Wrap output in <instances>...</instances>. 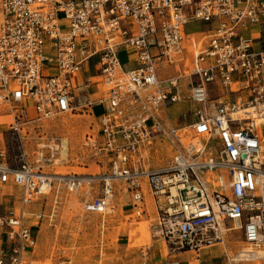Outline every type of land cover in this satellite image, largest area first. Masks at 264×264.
<instances>
[{
    "label": "built area",
    "instance_id": "2783aa9c",
    "mask_svg": "<svg viewBox=\"0 0 264 264\" xmlns=\"http://www.w3.org/2000/svg\"><path fill=\"white\" fill-rule=\"evenodd\" d=\"M195 21L209 28L188 43ZM253 25L257 40L247 33ZM121 49L134 67L124 68ZM161 63L174 72L163 74ZM82 71L84 86L101 85L94 145L108 169L51 174L28 159L14 166L0 139V188L22 190L21 206L0 214V264H33L41 215L28 224V208L56 183L96 184L82 209L102 222L117 187L126 192L137 216L152 218L165 264H181L183 251L200 257L238 232L242 245L225 247V264L264 262V0H0V114L10 117L2 133L22 138L56 115H92L96 99L78 103L72 81ZM212 83L220 96H209ZM184 99L191 116L175 121L170 107ZM166 144L173 155L150 166Z\"/></svg>",
    "mask_w": 264,
    "mask_h": 264
},
{
    "label": "rangeland",
    "instance_id": "374dc122",
    "mask_svg": "<svg viewBox=\"0 0 264 264\" xmlns=\"http://www.w3.org/2000/svg\"><path fill=\"white\" fill-rule=\"evenodd\" d=\"M46 51L47 48H46ZM189 61L187 68L191 70V53H186ZM122 63L128 59V52H119ZM161 71L168 75L174 72L173 66L161 63ZM181 69L184 67L181 65ZM94 73V70L91 71ZM86 76L75 81L82 83ZM189 90L184 88L183 95ZM217 83L209 86V96L222 94ZM183 101L170 107L171 117L177 121L184 119L182 112H188L190 118V102ZM95 114L103 112L101 106L95 108ZM10 117L0 114V130H7ZM6 122V123H5ZM264 133V124L262 125ZM98 119L86 113H68L56 115L47 120L38 121L24 130L23 137L13 134L11 130L3 132L1 142L6 145L11 165L18 166L28 159L31 166L38 171L51 174L66 173H103L107 171L106 157L97 153L94 142L100 140ZM66 141L67 151L63 154ZM23 149L27 156H22ZM173 155L171 146L164 147L163 152L151 157L150 166H159ZM120 185V183L118 184ZM121 188V185H120ZM123 188V186H122ZM117 187L111 210L104 216L100 213L84 212L82 202L86 196L97 193V185L82 184L79 188L70 189L58 183L50 193L30 205L28 210L29 224H35L40 216L39 227L36 228L37 248L33 255V264H154L151 253L144 256L142 251L152 246L155 240L151 235L152 218L137 216L132 206L127 204V193ZM120 195V196H119ZM150 210L153 212L152 206ZM4 206H0L3 214ZM241 234L238 232L223 244L213 246L216 252L208 255L200 252L198 264H225L223 251H235L242 245ZM158 247V246H157ZM223 247V248H222ZM217 248L221 251L217 252ZM165 250V248H164ZM163 250V251H164ZM194 257L197 253L194 252ZM241 264H264L263 261H249Z\"/></svg>",
    "mask_w": 264,
    "mask_h": 264
},
{
    "label": "crops",
    "instance_id": "0c3cea01",
    "mask_svg": "<svg viewBox=\"0 0 264 264\" xmlns=\"http://www.w3.org/2000/svg\"><path fill=\"white\" fill-rule=\"evenodd\" d=\"M208 28H209V26L207 24H204L203 22H199V21H195V22L188 24L186 27V34L188 37V39H187L188 43H189V41H191V39H194V38H196L197 40L202 39V36L204 34L203 31L207 30ZM258 29L259 28L255 25L249 26L247 33L251 34L254 37V39L257 40L258 39L257 30ZM121 50H123V49H121ZM123 65H124L125 69H130V68L134 67L136 65V63L132 62L128 56L127 61L124 62ZM86 75H87V73H85L83 71L79 72L78 74H75L73 76L72 81H73V85L76 88L77 93H78V99H77L78 103L82 104V103H85L89 100L95 101V99H96L94 104L90 107V110H92V115L96 117V116H99L98 114H95V111H94L97 106H101L102 109L104 110V105L101 102L97 101V98H99L101 96L100 94H102V91L100 89L101 85L93 83V84H89L88 86H84V82L75 83L76 80H78V79H80ZM120 193L121 192L119 190V194ZM21 203H22L21 187L15 186L12 183H7V184H4L0 188V206H4V211L8 208H19L21 206ZM127 204L131 205L130 198L128 199V202H126V205ZM29 208H30V206H29ZM29 208H28V210H29ZM28 224H29V221H28ZM35 230H36V228H35ZM152 247H153L152 251L149 252V254L151 253L150 255H151L152 259H154V264H165L167 259H168L167 251H163L164 248L166 247L165 243L160 242V241L158 242L155 240V243L153 244ZM217 249H218L217 252L221 251V248H217ZM203 252H205L208 255L216 256V255H214L216 252L214 251L213 246L204 249ZM193 254H194V251H183V252L178 253L176 256L180 260L181 264H198L196 261H200L199 258L201 257V253H199L200 257H197V256L194 257Z\"/></svg>",
    "mask_w": 264,
    "mask_h": 264
},
{
    "label": "bare ground",
    "instance_id": "6f19581e",
    "mask_svg": "<svg viewBox=\"0 0 264 264\" xmlns=\"http://www.w3.org/2000/svg\"><path fill=\"white\" fill-rule=\"evenodd\" d=\"M92 73V72H91ZM100 94V93H99ZM101 95V94H100ZM259 124L261 123H264V120H260L258 121ZM0 139H3V133H2V130H0ZM67 144H66V141L64 142V145H63V154L65 155L66 154V151H67ZM166 251V249L164 250Z\"/></svg>",
    "mask_w": 264,
    "mask_h": 264
}]
</instances>
